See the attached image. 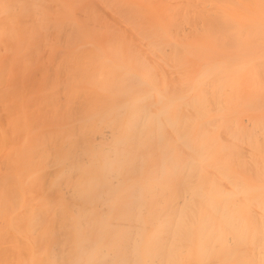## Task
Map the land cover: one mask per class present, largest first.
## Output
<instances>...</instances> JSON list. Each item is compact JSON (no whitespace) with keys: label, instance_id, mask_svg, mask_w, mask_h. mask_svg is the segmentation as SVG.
I'll return each instance as SVG.
<instances>
[{"label":"bare ground","instance_id":"1","mask_svg":"<svg viewBox=\"0 0 264 264\" xmlns=\"http://www.w3.org/2000/svg\"><path fill=\"white\" fill-rule=\"evenodd\" d=\"M0 264H264V0H0Z\"/></svg>","mask_w":264,"mask_h":264}]
</instances>
